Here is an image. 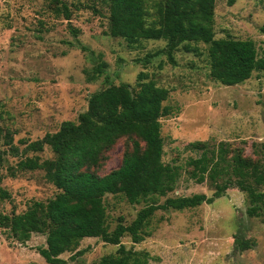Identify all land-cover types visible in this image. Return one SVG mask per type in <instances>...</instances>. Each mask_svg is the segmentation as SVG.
I'll use <instances>...</instances> for the list:
<instances>
[{"label":"rangeland","instance_id":"1","mask_svg":"<svg viewBox=\"0 0 264 264\" xmlns=\"http://www.w3.org/2000/svg\"><path fill=\"white\" fill-rule=\"evenodd\" d=\"M153 1L146 2L150 12ZM86 2L94 10L73 9L65 20L50 15L44 0H0V126L9 130L18 150L17 156L6 154L0 168V189L8 194L0 197V213H19L30 200L46 201L54 195L56 189L40 170L9 176L5 166L15 164L25 142L55 131L63 120H74L85 108L88 94L107 82L134 87L137 81L151 79L168 89L163 104L170 113L159 119L162 160L180 169L175 188L167 196L212 193L207 181L195 183L186 173L189 167L185 161L198 155L186 147L189 142L205 141L214 147L226 143L241 148L245 156L259 158L253 146L264 142V72L252 71L241 83L222 85L207 75L202 43H198L199 54L175 49L174 65L162 55L144 64L141 58L162 47L163 41L142 40L127 46L121 38L108 34L106 8L92 0ZM263 20V3L256 0H236L232 5L214 0V37L250 39L257 56L264 51V34L258 31ZM97 54L105 68L101 75L89 79L87 74L97 62ZM138 72L146 77L137 80ZM126 145L124 138L115 141L105 153L99 174L119 165ZM38 155L46 158L51 153L44 148ZM104 205L112 227L115 216L122 215L127 223L143 203L129 204L105 194ZM247 206L244 192L227 188L209 204L155 211L149 236L139 243H131L124 236L120 242L148 252L153 258L149 264H264V209L249 216ZM237 234L252 239L254 245L240 252L234 250ZM44 237L32 233L19 243L0 227V264H47L36 252L37 247L44 246ZM115 248L100 239L84 237L73 252L60 256L65 264H96L101 255ZM77 250L81 252L74 253Z\"/></svg>","mask_w":264,"mask_h":264},{"label":"trees","instance_id":"2","mask_svg":"<svg viewBox=\"0 0 264 264\" xmlns=\"http://www.w3.org/2000/svg\"><path fill=\"white\" fill-rule=\"evenodd\" d=\"M44 0L46 11L54 18L68 20L73 9L91 8L85 0ZM148 0H92L104 6L108 34L121 38L127 46L142 40H162L163 46L141 58L164 56L175 64L173 51L199 54L198 43L204 44L208 60L207 75L222 85H234L246 80L252 71L264 72V51L257 56L250 39L229 36L215 38L213 34L214 0H154L148 10ZM236 0H225L232 5ZM263 3L264 0H256ZM75 34L76 29L69 27ZM264 34V20L258 26ZM89 79L101 75L105 62L97 54ZM138 72L137 80L145 78ZM168 89L148 79L137 81L134 87L126 83H105L88 94L85 108L74 120H63L53 132L25 142L21 156L6 173L40 170L43 178L56 189L46 201L30 200L19 213H0V227L19 243L32 233L44 235V246L36 252L47 264H65L60 255L73 252L84 237L100 239L116 245L112 253L101 255L96 264H149L152 256L144 250L125 247L120 239L128 236L131 243H139L150 235V220L157 210H183L209 204L222 196L227 188L244 192L248 202L246 214L256 216L264 209V142L254 145L259 158L252 159L239 147L219 142L209 146L205 141H192L186 147L198 152L185 164L186 173L195 183L207 181L210 196L193 193L186 196H167L174 190L179 166L162 160L163 140L159 119L170 113L163 104ZM124 138L126 147L116 168L99 174L98 168L106 158V151L115 141ZM23 143V140H20ZM128 142V143H127ZM0 168L6 154L18 155L11 133L0 126ZM47 148L51 155L40 158ZM32 153L26 155V153ZM111 194L129 204L142 202L134 217L125 223L122 215L114 218L112 227L107 220L104 195ZM0 189V197H7ZM160 197H164L158 202ZM254 245L250 238L237 234L234 250L240 252ZM77 250L74 253H80Z\"/></svg>","mask_w":264,"mask_h":264}]
</instances>
